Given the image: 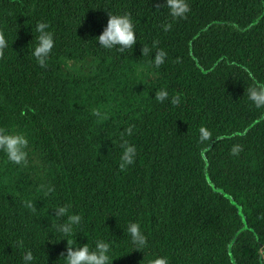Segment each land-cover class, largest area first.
Returning <instances> with one entry per match:
<instances>
[{"label":"trees","instance_id":"1","mask_svg":"<svg viewBox=\"0 0 264 264\" xmlns=\"http://www.w3.org/2000/svg\"><path fill=\"white\" fill-rule=\"evenodd\" d=\"M187 2L172 18L164 0H0V127L29 139L27 164L0 151V264H23L26 250L63 264L61 205L82 216L78 244L111 242L112 264H264V108L247 96L264 85V0ZM108 11L131 15L132 49L96 44ZM39 21L55 39L45 67L30 54ZM122 141L137 149L125 170Z\"/></svg>","mask_w":264,"mask_h":264},{"label":"clouds","instance_id":"2","mask_svg":"<svg viewBox=\"0 0 264 264\" xmlns=\"http://www.w3.org/2000/svg\"><path fill=\"white\" fill-rule=\"evenodd\" d=\"M162 7L168 9L172 18H184L189 12V4L187 0H164ZM165 29L171 25H165ZM96 44L106 50L116 49L125 51L132 49L137 42V34L135 25L128 13H112L108 11V19L102 32L94 37ZM55 46L54 33L49 30V24L46 21L36 23V35L30 54L35 58L36 62L45 67L50 54ZM8 48V40L3 33H0V57L4 55L5 49ZM150 49L145 47L143 52L145 55L150 53ZM167 53L161 49L156 52L153 62L156 66L161 65L165 61ZM248 99L257 108H264V85L249 86L247 89ZM168 97V92L161 89L156 93L158 101H164ZM173 104L179 103V99L172 98ZM131 129H129V132ZM198 140L200 143H207L212 137V132L205 126L198 129ZM121 146L123 152L119 157V168L125 170L129 165L133 164L137 155L135 145L122 141ZM29 139L23 132L6 131L0 127V151H2L7 159L16 164L23 165L28 162ZM240 151L239 145H234L231 149L233 154ZM55 216L65 217L66 221L57 226V232L62 234L60 240L67 241L66 254L62 253L61 258L63 264H112V244L105 239L97 238L92 244H78L76 240V229L82 223V216L78 213H69V206L61 205L54 209ZM130 238V244L136 250H144L148 247V238L139 222L128 221L126 228L123 229ZM258 255L264 258V247L258 249ZM35 257L30 250H26L23 256V264H34ZM149 264H169L167 256L156 255L149 261Z\"/></svg>","mask_w":264,"mask_h":264},{"label":"rangeland","instance_id":"3","mask_svg":"<svg viewBox=\"0 0 264 264\" xmlns=\"http://www.w3.org/2000/svg\"><path fill=\"white\" fill-rule=\"evenodd\" d=\"M80 67H81V70L84 71L85 69L89 68L90 65L87 63H83L82 65H78V67L73 66V69H77V68L80 69ZM101 109H105V110L107 109L108 110V109H110V105L109 104H103Z\"/></svg>","mask_w":264,"mask_h":264}]
</instances>
